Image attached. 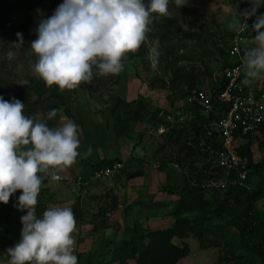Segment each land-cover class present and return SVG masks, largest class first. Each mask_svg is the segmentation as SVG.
Wrapping results in <instances>:
<instances>
[{
  "label": "trees",
  "instance_id": "trees-1",
  "mask_svg": "<svg viewBox=\"0 0 264 264\" xmlns=\"http://www.w3.org/2000/svg\"><path fill=\"white\" fill-rule=\"evenodd\" d=\"M45 1L14 0L11 3H6L4 0H0V47L2 44L7 46V42L2 40V36L9 29L7 18L18 13H32L34 7ZM241 1L236 0V4L240 8L243 5ZM144 2L147 4L149 0H144ZM258 14L264 15V11H260ZM181 20L188 25L186 30L181 27L179 22ZM256 22L257 18L252 19L249 25L243 29L241 35L254 40L258 34L254 28ZM239 25L240 23L237 24V27ZM37 27L38 24L32 25V22L28 21L20 22L15 29H12L15 33L14 43L9 45L8 49L16 51L15 53L18 55L22 54L20 57L16 56L15 59L22 70L32 68L36 59L34 55H29L27 50L30 48L31 42L37 38L36 30L32 31ZM149 27L148 38L156 40L158 43H167V54L175 60H168L165 69L170 71L171 76L167 79H160V87H167L173 91L185 89L184 96L186 98L187 90L199 88L198 85L202 84L205 78L212 79L211 93L214 98V110L210 115H207L202 113L198 106L188 104L191 108L189 112L192 115L190 114L185 120L179 121L182 116L178 113L176 122H172L169 119L172 114L167 111L155 110L151 112L150 117L146 118L144 113L148 110L142 99L127 101L121 98L117 101L116 106L111 110L112 114L117 115L114 118L116 138L129 137L132 130L131 123L145 121L147 128L139 131L140 137L149 128L153 127L155 131L163 128V136L166 138L167 145L177 148L175 163L184 169L183 174L180 177L176 175L174 178L168 174L167 183L161 186L162 192L177 196V199L168 202L153 200L154 202L150 205V209H158L170 205V203L173 204L174 207L169 210V215L174 221L170 226L164 228L146 230L141 222L136 220V223L128 228V236L115 243L112 248L93 252L88 259L79 264H178L191 252L188 242L190 237L195 238L201 248H218L221 254L220 260L229 264H264V208L261 209L257 206V202L264 198V158L261 161H255L253 136L256 134L245 135V143L239 148L240 154L248 159L246 178H241L236 170H228L220 166L216 155L211 154L208 149L210 147L217 152L223 147L218 132L212 126L222 113L227 111L229 105L218 101L217 94L224 89L226 84L223 75L225 68L239 63V60L230 56L229 45L225 44V46H220L219 51L224 64L221 77L217 76L215 71L201 72L194 67L187 68L185 65H180V62L186 61L188 56L185 53L179 56L175 55L186 45H173V41L184 33H186L185 37L199 38V35L191 29V22L187 16L175 13L169 18L153 14V21ZM260 31H264V28H261ZM17 33H21L23 36L21 47L17 45L20 43ZM256 46L254 44L243 49L242 54L245 55L246 51ZM144 47L145 44L140 49L143 50ZM129 55L131 56L132 53L126 57ZM31 72L26 76L12 75L4 66H0V95L9 101L13 97L21 100L25 104L24 115L28 117H36L41 110L46 114L47 109L59 110L65 104L66 92L74 93L93 84L91 82L82 83L74 90L61 92L55 85L51 88L47 87L43 80L37 78L32 70ZM136 104L138 107L134 108ZM119 107L123 108V113L118 111ZM65 111L70 113L67 107ZM259 131L258 134L264 136V122L260 125ZM261 143H263L262 140ZM115 162L122 161L116 158L94 162L88 173L81 174L88 182L77 186L75 191H80L90 184L98 182V179L89 180L94 171ZM159 168L164 170L163 164ZM125 171L124 166L121 172L125 174ZM144 173L143 170H137L129 173L127 177L129 180L136 179L143 177ZM47 180L50 178L48 177ZM219 180H225L226 184L220 186ZM78 202L79 199L75 203L76 208L79 206ZM139 204L142 205L141 201ZM48 208L46 204L38 200L37 216H42ZM15 209L14 202H10L4 208V221L0 222V256L7 255V249L14 247L15 244L12 223ZM84 216L83 212H79L75 219H82ZM175 239L179 242L176 243Z\"/></svg>",
  "mask_w": 264,
  "mask_h": 264
},
{
  "label": "rangeland",
  "instance_id": "rangeland-1",
  "mask_svg": "<svg viewBox=\"0 0 264 264\" xmlns=\"http://www.w3.org/2000/svg\"><path fill=\"white\" fill-rule=\"evenodd\" d=\"M12 1L14 0H4L6 3ZM241 2L243 5L240 8L236 4V0H190L189 4L179 8L175 5L174 0H170L171 15L175 13L186 15L191 22V29L199 35V38L191 39L185 37L186 33H184L173 41V45H186L175 54L179 56L185 53L188 56V59L181 61L180 65H185L187 68L194 67L201 72L215 71L217 76H222L224 64L219 53L220 46L229 45L233 36L239 31H243L252 19L263 15L258 14V12L264 11V6L261 4L255 15L244 16L243 13L251 11L253 3L252 0H242ZM61 3L63 0H46L41 5L34 7L32 13H18L7 18L9 29L2 36V40L7 42V46L2 44L0 47V66H4L12 75L26 76L31 72L32 68L27 70L19 68L15 59L16 56L20 57L22 54L18 55L15 53L16 51L8 49L9 45L14 43L15 33L12 29H15L20 22L28 21L32 22V25L38 24L39 26L40 21L52 16ZM239 23L240 25L237 27ZM232 24H235V27H230ZM36 29H32V31ZM254 44L256 43L253 39L243 37L242 50ZM153 48L159 52L155 68L152 67L149 59ZM242 50L241 55L244 57ZM168 60L175 61L171 55L167 54V43H158L156 40L148 38L143 50L139 49L138 52L132 53L131 56L129 55L123 60L124 69L118 75L99 76L94 74L92 85L89 84L85 89L74 93L66 92L65 104L59 108L55 118L47 119L46 112L42 110L36 115V118L46 122L49 127L59 126L63 122L62 117L65 120H72L78 126L80 155L75 164L66 172L69 176L68 180L54 182L45 177L38 197V200L49 208L71 207L75 218L78 217L79 212L85 214L84 218L75 219L76 230L73 233L78 264L88 259L93 252L112 248L115 243L128 236V228L132 227L136 220L140 221L146 230L164 228L170 226L174 221L169 215V210L174 207L173 204L170 203V205L158 209H150V205L156 199L164 202L173 200L168 194L163 195L160 192L161 186L167 183L168 174L171 178L176 175L180 177L183 174L184 169L175 163L177 148L167 145L166 138L163 136L164 131L161 128L156 131L153 127L149 128L140 137L139 131L147 128L145 121L132 122L129 137L116 138L114 118L117 115L111 113L119 99L126 100L128 97L131 99H128L129 101L144 100L148 110L144 113L146 118L150 117L151 112L155 110L171 112L172 116L169 119L172 122H176L179 114L182 116L179 121L188 118L191 108L184 96L185 89L173 91L167 87H160V79H167L171 76L170 71L165 69ZM133 79L140 85V91L135 94L131 93L128 84ZM211 80L205 78L198 87L211 92L213 87ZM261 84H263L262 89L264 90V76L248 85L259 88ZM66 107L70 110L69 114L65 111ZM137 107L138 104L134 105V108ZM49 111L50 109H47V113ZM118 111L123 113V108L119 107ZM239 144L240 146L244 145L242 141ZM253 148L255 161H261L264 158V136L261 134L253 136ZM89 149H91L90 152ZM116 158L124 162L125 174L121 172L117 177L99 178L98 182L78 190L79 192L75 191V187L70 184L72 181L70 178L88 173L94 162ZM161 164H163L164 170L159 168ZM137 170H143L144 176L129 180L128 174ZM185 170L187 171V169ZM69 179L70 182H68ZM172 180L174 181V179ZM21 194L22 190H17L7 204L0 202V222L4 221V208L10 202H14L16 206ZM78 199L79 206L76 208L75 203ZM139 201L142 205L139 204ZM257 206L261 209L264 208V198L257 202ZM26 214V209L21 211L16 206L12 218L15 235L14 246L21 240L23 228L21 217ZM175 241L179 242L176 239ZM188 242L191 252L178 264H229L220 260L221 254L218 248H201L199 242L193 237H190ZM9 261L8 254L0 256V264H9Z\"/></svg>",
  "mask_w": 264,
  "mask_h": 264
},
{
  "label": "clouds",
  "instance_id": "clouds-1",
  "mask_svg": "<svg viewBox=\"0 0 264 264\" xmlns=\"http://www.w3.org/2000/svg\"><path fill=\"white\" fill-rule=\"evenodd\" d=\"M170 0H63L54 14L39 23L37 38L27 50L36 57L33 74L47 87L61 92L90 83L94 74L118 75L123 59L136 53L147 42L153 14L171 18ZM181 8L190 0H174ZM255 15L264 0H252ZM183 29L188 25L179 21ZM235 27V24L230 25ZM256 47L246 51L244 84L264 74V15L254 24ZM23 44V36L17 33ZM159 52L152 49L149 59L153 68ZM25 104L15 97L11 101L0 95V202L22 190L17 207L27 214L21 217V240L7 249L9 264H78L75 254L76 220L71 207H50L42 216L36 208L43 179L59 181V173L72 167L80 155L78 126L65 120L57 127L36 117L24 115ZM58 110L47 113L56 117ZM91 149H89V152Z\"/></svg>",
  "mask_w": 264,
  "mask_h": 264
},
{
  "label": "built area",
  "instance_id": "built-area-1",
  "mask_svg": "<svg viewBox=\"0 0 264 264\" xmlns=\"http://www.w3.org/2000/svg\"><path fill=\"white\" fill-rule=\"evenodd\" d=\"M242 31L233 36L229 44V53L231 57L237 58L239 63L225 68L224 77L226 84L223 90L218 92L217 100L228 104L229 108L223 112L218 121L212 126L218 137L223 143L219 151L208 148L211 154H215L218 164L228 170H236L241 178H246L247 157L240 154V142L245 143V135L258 134L260 125L264 122V90L263 84L257 88L249 86L242 81L245 79L243 56L241 50L243 47ZM261 76H264L262 74ZM249 86V87H248ZM186 102L190 105L198 106L204 113L210 115L214 110V98L210 91L202 88H193L187 90ZM164 131L163 128H161ZM124 164L115 162L112 165L105 166L100 170L94 171L89 180H97L102 177L117 176ZM61 179L66 180L60 173ZM85 177L77 175L72 180V185L76 190L77 186L86 183ZM225 180H219V185L224 186Z\"/></svg>",
  "mask_w": 264,
  "mask_h": 264
},
{
  "label": "crops",
  "instance_id": "crops-1",
  "mask_svg": "<svg viewBox=\"0 0 264 264\" xmlns=\"http://www.w3.org/2000/svg\"><path fill=\"white\" fill-rule=\"evenodd\" d=\"M133 81V82H132ZM128 84L130 85L129 87H130V91H131V93L132 94H135L136 92H138V91H140V85L136 82V80L135 79H133V80H130L129 82H128ZM133 84V85H132ZM136 85H138V86H136ZM130 93V92H129ZM128 97H126V100L127 101H129V100H131V99H129ZM123 144H126V142H123ZM136 149V148H135ZM67 170H69V169H66L65 171H63V172H61L60 174L63 176V177H65V179H68L69 178V176L67 175ZM75 176H77V175H75ZM74 178V177H73ZM139 178H141V177H138V179ZM71 179V178H70ZM70 179H69V181H70ZM137 179V178H136ZM65 181V180H64ZM56 182H58V181H56ZM161 194H163V195H167V193H165V192H160ZM169 195V194H168ZM170 196V198H172L173 200H176L177 199V196H172V195H169ZM156 201H160V200H158V199H156ZM161 201H163V200H161Z\"/></svg>",
  "mask_w": 264,
  "mask_h": 264
}]
</instances>
